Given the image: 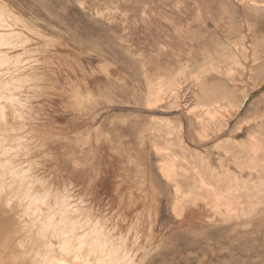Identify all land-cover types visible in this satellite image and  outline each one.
Masks as SVG:
<instances>
[{
	"label": "rangeland",
	"instance_id": "obj_1",
	"mask_svg": "<svg viewBox=\"0 0 264 264\" xmlns=\"http://www.w3.org/2000/svg\"><path fill=\"white\" fill-rule=\"evenodd\" d=\"M0 5V208L43 261L264 264V0Z\"/></svg>",
	"mask_w": 264,
	"mask_h": 264
},
{
	"label": "bare ground",
	"instance_id": "obj_2",
	"mask_svg": "<svg viewBox=\"0 0 264 264\" xmlns=\"http://www.w3.org/2000/svg\"><path fill=\"white\" fill-rule=\"evenodd\" d=\"M253 6V5H252ZM3 9L5 10V7L4 6H2V5H0V46H2V45H11L12 44V42H13V40L15 39V38H20V36H21V33L20 32H18V31H15V30H13V28H11V24L8 22H6V19H5V17L3 16V15H5L7 18H8V16H9V20L8 21H11L12 19H17L18 17L16 16V15H14L12 12H10L8 9V12L7 13H5V14H3ZM6 11V10H5ZM256 11V10H255ZM257 13H259V12H257ZM18 21H20L19 19H18ZM16 22V21H15ZM21 22H22V20H21ZM21 22H20V24H21ZM17 23V22H16ZM19 23V22H18ZM25 24V23H24ZM16 25V24H15ZM15 25H14V27H15ZM42 35V34H41ZM22 44V43H21ZM7 46V47H8ZM14 47V46H13ZM24 51H26V50H24ZM21 52V51H20ZM1 54H3V53H1ZM7 55H1V57H2V59H8L7 57H6ZM17 56V55H16ZM2 62V61H1ZM2 68V67H1ZM24 76V75H23ZM21 78V76H19V77H16L15 79H14V82L17 80V83H19V81L21 80L20 79ZM27 78V77H26ZM171 80H173V79H171ZM174 81V80H173ZM2 82V80L0 81V83ZM5 82V81H4ZM6 82H7V80H6ZM13 82V83H14ZM13 83H12V85H13ZM15 84V83H14ZM6 85V84H5ZM4 85V86H5ZM9 85V84H8ZM17 85H19V84H17ZM4 86H1V87H3L4 88ZM6 87V86H5ZM7 89V88H6ZM0 90H1V88H0ZM0 93H2V92H0ZM11 94V93H10ZM4 95V94H3ZM18 95V94H17ZM5 96V95H4ZM7 97V96H6ZM11 98V97H10ZM3 99H4V97H3ZM14 99V98H13ZM225 99V98H224ZM12 100V99H11ZM8 100H6L5 102H7ZM14 101V100H13ZM12 101V102H13ZM9 102V101H8ZM11 104V103H10ZM213 104V103H212ZM218 104V103H217ZM18 105V104H17ZM0 106H1V104H0ZM7 106V105H6ZM199 106V105H198ZM210 106V105H209ZM9 108H10V106H9ZM8 109V108H7ZM0 111H2V110H0ZM1 113V112H0ZM3 114V113H2ZM14 115V114H13ZM5 124H7V122L5 123ZM1 129H2V126H1ZM224 141V140H223ZM253 144V143H252ZM7 147V146H6ZM6 147H3V151H5L6 152V150H7V148ZM247 147V146H246ZM255 148V147H254ZM252 149V148H251ZM1 157V156H0ZM251 159H253V158H251ZM5 161V160H4ZM236 161V160H235ZM2 162L3 161H1L0 160V164H2ZM8 167V166H7ZM243 167V166H242ZM259 167V166H258ZM2 177H1V175H0V179H1ZM10 180V179H9ZM8 181V180H7ZM1 182V181H0ZM1 184V183H0ZM206 184H207V182H206ZM19 185H20V183H19ZM5 186V185H4ZM12 186V185H11ZM0 187H1V185H0ZM211 187V186H210ZM2 188V187H1ZM5 188V187H4ZM7 189V188H6ZM9 189V188H8ZM5 190V189H4ZM48 190V189H47ZM47 190H45V191H47ZM206 190H207V188H206ZM218 190V189H217ZM231 190V189H230ZM44 191V190H43ZM14 192H16V191H14ZM5 193V192H4ZM17 193V192H16ZM46 193H48V192H46ZM190 193V192H189ZM219 193H222V192H219ZM219 193H217V194H219ZM7 194V193H6ZM49 194V193H48ZM225 194H226V191H225ZM1 195V194H0ZM34 195H36V193H34L33 194V196ZM46 195V194H45ZM224 194H222L221 196H223ZM15 196V195H14ZM13 196V197H14ZM20 196V195H19ZM32 196V198H34ZM39 196V195H38ZM50 196H51V194H50ZM218 196H220V195H218ZM234 196V195H233ZM6 197V196H5ZM12 197V198H13ZM22 198H23V196H21ZM20 197V198H21ZM42 197H44V195L42 196ZM228 197H230V196H228ZM235 197V196H234ZM19 198V197H18ZM24 198H26V196L24 197ZM32 198H29V199H31L32 200ZM223 198V197H222ZM9 199V198H8ZM14 199V198H13ZM12 199V200H13ZM40 199H42V198H40ZM40 199L39 200H37V201H39L40 202ZM223 200H224V198H223ZM228 200V199H227ZM8 201H10V200H8ZM15 201V200H14ZM27 201V200H26ZM222 201V200H221ZM24 203H25V201H23ZM35 202H36V200H35ZM44 202H45V199H44ZM213 202V201H212ZM15 203H18V202H15ZM28 204H29V202H28ZM37 204H38V202H37ZM50 204V203H49ZM63 204V203H62ZM226 204H227V202H226ZM228 204H229V202H228ZM8 205V204H7ZM6 205V206H7ZM13 205V204H12ZM23 204H21V205H19V206H22ZM26 205V204H25ZM34 205V204H33ZM31 203H30V206H33ZM41 205V204H40ZM39 205V206H40ZM3 206V205H2ZM9 206H11V205H9ZM42 206H43V204H42ZM63 206V205H62ZM8 207V206H7ZM18 207V206H17ZM231 207V206H230ZM11 208V207H10ZM20 208V207H19ZM32 208V207H31ZM12 209V208H11ZM23 209V208H22ZM26 209H27V207H26ZM230 209H232V208H230ZM36 210V209H35ZM62 211H63V209H61ZM226 210V209H225ZM32 211H34V210H32ZM31 211V212H32ZM59 212H60V210H58ZM66 211V210H65ZM25 212V211H24ZM23 212V213H24ZM36 212H38V211H36ZM40 212V211H39ZM69 212V211H68ZM66 213V212H65ZM232 213V212H231ZM25 214V213H24ZM30 214V213H29ZM33 214V213H32ZM38 214V213H37ZM60 214V213H59ZM69 214V213H68ZM26 215V214H25ZM24 215V216H25ZM71 215V214H70ZM12 214H11V212L8 210V209H5V208H0V264H75V262L77 261V259H78V257L80 256V257H82L81 255H80V253H79V251H78V247L77 246H71L70 247V245H68L67 243H65V244H62L61 242H62V240H60V241H58V244L56 245L57 247H55L54 249H53V256H52V260H50V261H48V262H46V261H43L42 259H44L45 258V252L47 251L46 250V248H48V247H45V246H42V245H36V246H32V243L30 244V243H28V241L25 239V237H23V235H22V232H21V234H16L15 233V226L14 225H12L11 224V222H12ZM16 216V215H15ZM37 216V215H36ZM39 216V215H38ZM17 217V216H16ZM16 217H15V219H16ZM60 217V216H59ZM62 217V216H61ZM18 219V218H17ZM20 219H22L21 217H20ZM37 219H40L39 217H37ZM73 219V218H72ZM76 219V218H75ZM19 220V219H18ZM33 220H36V219H33ZM68 220V219H67ZM97 220V219H96ZM25 221V220H24ZM30 221V220H29ZM37 221H39V220H37ZM58 221V220H57ZM56 221V222H57ZM63 221H65V220H63ZM33 221H31L30 222V224L32 223ZM43 222V221H42ZM66 222V221H65ZM27 223V222H26ZM35 223V222H34ZM38 223V222H37ZM39 223H41V221L39 222ZM38 223V224H39ZM43 224V223H42ZM48 224V223H47ZM59 224V223H58ZM63 224V223H62ZM61 224V226H63ZM75 224V223H74ZM78 224V223H77ZM26 225V224H25ZM27 225H28V223H27ZM67 225H68V223H67ZM66 225V226H67ZM70 225V224H69ZM34 226V225H33ZM32 226V227H33ZM35 226H36V224H35ZM59 226V225H58ZM64 226H65V224H64ZM39 227H42L41 225L39 226ZM28 228V227H27ZM43 228V227H42ZM64 228V227H63ZM70 228V227H69ZM79 228V227H78ZM65 229V228H64ZM80 229V228H79ZM87 229V228H86ZM33 230V231H32ZM31 230V227H30V229H29V231H31V232H34V231H36L37 233H41V230L40 229H38V228H33ZM70 230V229H69ZM72 230V229H71ZM76 230V229H75ZM43 231V230H42ZM68 231V230H67ZM30 232V233H31ZM72 232H74V230L72 231ZM84 232V231H83ZM85 232H86V230H85ZM92 232V231H91ZM100 232V231H99ZM28 233V232H27ZM27 233H25V234H27ZM37 233H35L36 235H37ZM101 233V232H100ZM106 233V232H105ZM24 234V233H23ZM32 234V233H31ZM30 234V235H31ZM35 234H34V236H31V237H35ZM43 234V233H42ZM88 234H89V232H88ZM87 234V236H89ZM91 234V233H90ZM27 235H29V234H27ZM27 235H25V236H27ZM94 235V234H93ZM41 236H43V235H41ZM41 236H40V238H41ZM50 236V235H49ZM63 236V235H62ZM70 236V240H72V238H71V235H69ZM68 236V237H69ZM73 236V235H72ZM37 237V236H36ZM44 237V236H43ZM59 237V236H58ZM68 237H66L67 239H68ZM82 237V236H81ZM80 237V238H81ZM100 237H102V236H100ZM106 237V236H105ZM47 238H48V236H47ZM59 238H62V237H59ZM78 238V237H77ZM34 239V238H33ZM38 239H39V237H38ZM45 239H46V236H45ZM49 239V238H48ZM63 239H65L64 237H63ZM67 239H66V241H67ZM107 239V238H106ZM69 240V241H70ZM82 240V239H81ZM87 240H88V237H87ZM42 241V240H41ZM46 241H47V239H46ZM65 241V242H66ZM50 242V241H49ZM81 242V241H80ZM90 242V241H89ZM93 242V241H92ZM101 242V241H100ZM110 242V241H109ZM41 243H43L44 244V241H42V242H40V244ZM77 243H79V242H77ZM82 243V242H81ZM87 244H88V242H86ZM105 243H107V242H105ZM47 245H48V243H46ZM70 244V243H69ZM73 244H74V242H73ZM97 244V243H96ZM84 245H86V244H84ZM90 245V244H89ZM88 245V246H89ZM94 245V244H93ZM98 245V244H97ZM109 245H110V243H109ZM112 245V244H111ZM80 246V245H79ZM88 246L86 245V246H83V248L84 247H87V249H88ZM82 247V246H81ZM120 247V246H119ZM96 248V247H95ZM100 248H101V245H99V246H97V249H99L100 250ZM108 248V247H107ZM117 248H118V246H117ZM116 247H115V249H113L114 251H110V255L109 254H105V257H103V258H101V257H99L97 260H95L96 261V264H98L99 262L101 263H107V264H126L125 263V260L123 259L124 257H123V255H122V252L119 250V249H117ZM52 249V248H51ZM86 249V251H88ZM90 249V248H89ZM93 249V248H92ZM101 249H103V247L101 248ZM110 249V248H109ZM81 250H83V249H81ZM95 250V249H94ZM102 251V250H101ZM107 251V250H106ZM85 252V251H84ZM92 252V251H91ZM95 252H96V250H95ZM99 252V251H98ZM97 252V253H98ZM103 252V251H102ZM126 252V251H125ZM91 254V253H90ZM89 255V254H88ZM92 255H93V252H92ZM90 256V255H89ZM88 256V257H89ZM48 257V256H47ZM83 258H84V256H83ZM83 258H81V259H83ZM89 259V258H88ZM92 259V258H91ZM46 260V259H45ZM94 260V259H93ZM92 260V261H93ZM82 261H84V260H82ZM81 261V262H82ZM85 261H87V260H85ZM90 261V260H89ZM104 261V262H103ZM80 263V262H79ZM83 263V262H82ZM93 264H94V261L92 262Z\"/></svg>",
	"mask_w": 264,
	"mask_h": 264
}]
</instances>
